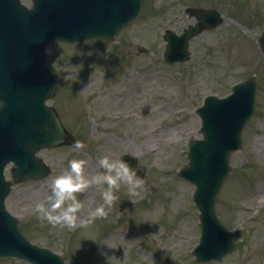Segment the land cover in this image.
<instances>
[{
    "label": "rangeland",
    "instance_id": "obj_1",
    "mask_svg": "<svg viewBox=\"0 0 264 264\" xmlns=\"http://www.w3.org/2000/svg\"><path fill=\"white\" fill-rule=\"evenodd\" d=\"M199 3L147 0L143 15L117 41L51 45L59 74L52 102L86 146L43 151L52 174L14 184L7 208L35 243L69 256L80 252L82 264H198L191 253L200 237L195 186L178 176L188 162L189 140L201 137L195 110L207 95L225 96L233 83L255 74L260 83L255 115L244 130L242 148L231 155L232 169L217 200L218 214L237 240L236 250L222 261L202 264H264V53L259 44L264 0H201L199 6L220 10L224 22L191 40L189 61L166 63L164 30L180 33L194 24L197 18L186 9ZM237 7L259 11L261 19L243 24L241 17L230 15ZM74 73L81 75L72 78ZM105 154L140 160L146 169L144 177L139 175L144 179L140 194L130 196L122 186L109 217L85 228L41 224L33 205L46 197L69 161L86 159L91 175L103 171L98 161ZM7 175L11 178L9 170ZM79 196L92 201V207L102 202L95 185ZM0 264L30 263L0 259Z\"/></svg>",
    "mask_w": 264,
    "mask_h": 264
},
{
    "label": "water",
    "instance_id": "obj_2",
    "mask_svg": "<svg viewBox=\"0 0 264 264\" xmlns=\"http://www.w3.org/2000/svg\"><path fill=\"white\" fill-rule=\"evenodd\" d=\"M69 10L50 19V23H40L41 12L47 15L48 12L55 11L54 5L39 6L38 9L30 14L22 17L20 15L14 1L6 2L0 0V52L5 48L6 41L14 44L16 39L10 31L18 29L20 37L23 40V52L19 59L18 65L24 62L36 61L44 59V52L41 50L40 41L48 39V33L59 32L65 29L66 34L63 37L72 40H82L93 36H108L115 34L121 27L125 26L129 21L136 17L142 7V0H71L69 1ZM199 16L203 19L201 25H215L207 21L209 12L205 10L198 11ZM35 16V20H31ZM5 24V25H3ZM10 25V27H9ZM201 27H191L186 31L187 36L177 37L174 33H169L170 39L174 41L177 56L186 60L189 54L186 50L187 37H191L200 31ZM45 35L38 36L40 33ZM55 35V34H50ZM169 39V36H166ZM185 45H184V43ZM183 45V47H182ZM186 46V47H185ZM185 57L183 58V56ZM10 59V58H9ZM6 59L5 62H8ZM43 61V60H42ZM41 62V61H40ZM40 66V67H39ZM38 66L40 73V82L38 93L44 91L48 87L51 78L46 74L43 63ZM26 67H30L27 65ZM8 84V83H7ZM28 83H24L27 86ZM28 94H21V101L25 107L36 104V95L27 97ZM0 122L8 126L7 145L4 149L8 151V155L15 158L16 162L21 166H25L29 175L35 173H44L46 167L43 162L37 161L31 165L30 152L35 151L38 146H53L60 143L61 139L66 138V133L60 125L59 119L55 112L51 111L50 115L44 116L39 113L37 115H29V112H23L19 109L22 107L17 105V99H12L10 92L7 93L2 87L0 80ZM254 104V86L245 83L235 88V94L227 99H217L209 97L207 104L200 109V113L206 117H211L209 109L214 113L220 127L224 129L227 126H233L231 133L223 132L217 137L214 134L205 133V138L196 140L191 143L189 157L190 163L181 170V175L190 179L197 184L195 192V200L201 209L202 220V239L201 243L195 249V254L199 260H208L211 257L220 258L224 253L230 251L234 247V242L229 233L222 226L215 213L214 199L216 198L222 181L227 175V158L230 150L240 145V132L250 116ZM48 110V109H47ZM211 124L206 121V130L211 128ZM3 132V131H2ZM17 141L20 145L23 142L24 148H14L9 145L10 141ZM30 141V143H28ZM24 150V151H23ZM24 155L21 163L18 159L19 153ZM6 161V157L0 160V253L5 252L4 247H12L9 249L12 254L23 255L25 243L19 238L16 231L17 224L15 219L10 217L3 211V199L8 192V184L1 182L2 168ZM42 165V168H40ZM20 174V172H18ZM3 181V180H2ZM18 238V239H17ZM17 241V244H16Z\"/></svg>",
    "mask_w": 264,
    "mask_h": 264
},
{
    "label": "clouds",
    "instance_id": "obj_3",
    "mask_svg": "<svg viewBox=\"0 0 264 264\" xmlns=\"http://www.w3.org/2000/svg\"><path fill=\"white\" fill-rule=\"evenodd\" d=\"M76 148H85L83 141L76 142ZM99 165L103 171L88 174V161L73 158L69 165L51 182L45 198L37 200L31 211L37 214L41 224L53 227L85 228L98 219H106L118 200L119 189L127 187L130 196H137L144 187V179L138 175V169L128 161L114 158L111 154L102 155ZM101 190L102 202L92 207V201L81 199L91 186ZM89 209L85 214V209Z\"/></svg>",
    "mask_w": 264,
    "mask_h": 264
}]
</instances>
